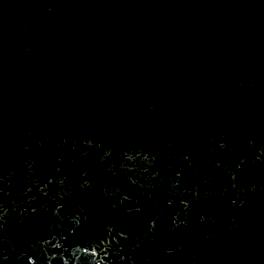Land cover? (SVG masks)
<instances>
[{"label":"water","instance_id":"water-1","mask_svg":"<svg viewBox=\"0 0 264 264\" xmlns=\"http://www.w3.org/2000/svg\"><path fill=\"white\" fill-rule=\"evenodd\" d=\"M0 264H264V0H0Z\"/></svg>","mask_w":264,"mask_h":264}]
</instances>
